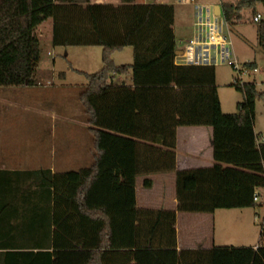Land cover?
<instances>
[{"label": "trees", "instance_id": "obj_1", "mask_svg": "<svg viewBox=\"0 0 264 264\" xmlns=\"http://www.w3.org/2000/svg\"><path fill=\"white\" fill-rule=\"evenodd\" d=\"M264 0L223 3L229 24ZM53 21L55 47H101L102 70L86 74L81 100L95 131L94 164L78 171H0V264H264L259 247L178 251L177 213L256 208L264 190V145L255 133V83L238 113L225 114L215 67L176 64L175 7L90 4V0H0V87L35 86L42 58L38 28ZM264 48V20L258 23ZM134 49V62L112 55ZM250 69L256 68L253 63ZM131 72L132 85H114ZM213 128L215 164L177 170V130ZM175 173L178 208L139 209L136 186ZM15 201L22 205L14 206Z\"/></svg>", "mask_w": 264, "mask_h": 264}, {"label": "rangeland", "instance_id": "obj_2", "mask_svg": "<svg viewBox=\"0 0 264 264\" xmlns=\"http://www.w3.org/2000/svg\"><path fill=\"white\" fill-rule=\"evenodd\" d=\"M224 1L237 3L238 0ZM171 2L174 3L173 0ZM175 13L176 44L180 50L193 39L197 16L192 4L175 6ZM257 15H261L264 20V5L258 4L255 12L243 10L241 21L229 24L227 33L240 68L254 62L257 70L243 74L228 65L215 67L218 94L225 114L238 113L239 104L244 101L242 92L233 86L235 80H239L240 85L255 83L258 92L264 96V48L259 45L258 23L254 22ZM41 48L48 65L38 70L35 86L0 88V121H19L25 125L27 154L38 155L37 162L43 167L53 163L57 172L89 168L98 151L95 131L88 123L81 93L88 85L86 74L92 75L102 70L103 49L55 47L45 39ZM112 60L117 67L131 65L134 62V49L127 47L115 52ZM130 75H114L112 82L114 85H130ZM24 129L22 127L21 132ZM255 131L258 137L264 138V97L256 102ZM63 163H67L68 167L63 168ZM201 166L207 167L210 163ZM175 188L174 178L173 192ZM168 194H171L170 190ZM262 196V202L256 208L216 211L211 228L213 246L254 248L258 245L261 225L264 223V193Z\"/></svg>", "mask_w": 264, "mask_h": 264}, {"label": "crops", "instance_id": "obj_3", "mask_svg": "<svg viewBox=\"0 0 264 264\" xmlns=\"http://www.w3.org/2000/svg\"><path fill=\"white\" fill-rule=\"evenodd\" d=\"M138 3H149L148 0H136ZM169 0V4L174 7L177 5L186 6V4H178L176 0ZM226 1L212 0L209 2H199L208 5H214L215 9L221 6ZM228 3V2H226ZM90 4H112L115 6L121 5L122 0H90ZM220 7V6H219ZM222 9V7H221ZM223 10V9H222ZM196 11V9H195ZM176 14V13H175ZM176 15L174 32L176 37ZM43 32H45L43 34ZM41 43L46 40L53 44V21L52 19L43 23L37 30ZM195 33V24H194ZM54 46V45H53ZM182 49L178 50L181 51ZM50 55V53H48ZM257 68V64L251 62ZM48 65V60L41 58L39 70L45 69ZM129 75L131 73H128ZM131 80H132V74ZM133 84V81L130 85ZM126 85V84H124ZM129 85V84H127ZM3 88V87H0ZM12 88V87H7ZM9 92V91H5ZM6 94V93H5ZM25 125L19 121L14 122H1L0 121V171L9 172H26V171H41L50 170L53 174L66 173L68 171L57 172L54 164H48L45 167L40 165L37 161L35 154L28 155L26 150V132L25 129L21 132V128ZM256 133V131H255ZM23 135V140H21ZM257 135V133H256ZM263 137H258L261 139ZM213 128L203 126L180 127L177 130V170H190L198 168H209L215 164L213 152ZM57 152L54 153L56 155ZM96 157V156H95ZM54 160V159H53ZM214 161V162H213ZM203 163H210V166L203 167ZM67 163H63V168L68 167ZM94 164V163H93ZM92 164V165H93ZM175 173H160L149 176L153 182L151 188H144L143 181L145 178L137 179L136 194H137V207L139 209H152V210H172L176 211L178 208V201L176 198V188L173 192ZM172 188V189H171ZM171 191L169 195L168 192ZM14 206H20V201L13 202ZM216 213V212H215ZM215 213H177V243L178 251L182 250H195V249H211L214 242L212 240L211 228L215 222Z\"/></svg>", "mask_w": 264, "mask_h": 264}, {"label": "built area", "instance_id": "obj_4", "mask_svg": "<svg viewBox=\"0 0 264 264\" xmlns=\"http://www.w3.org/2000/svg\"><path fill=\"white\" fill-rule=\"evenodd\" d=\"M151 3L169 4V0H148ZM178 4L192 2L195 5L197 20L195 22V35L193 39L181 50V54L176 57V64L180 66H200L217 67L228 65L234 70L243 74L249 73V64L240 68L236 60L232 43L229 41V23L226 21L221 4L219 3L221 14L216 13L214 5L197 3L194 0H176ZM263 20L261 15L254 18V22L259 23ZM259 144L264 145V138L258 139ZM263 189H258L254 194V201L257 204L262 202ZM262 244L264 245V223L261 225ZM259 244V243H258ZM257 245L256 248H258Z\"/></svg>", "mask_w": 264, "mask_h": 264}, {"label": "water", "instance_id": "obj_5", "mask_svg": "<svg viewBox=\"0 0 264 264\" xmlns=\"http://www.w3.org/2000/svg\"><path fill=\"white\" fill-rule=\"evenodd\" d=\"M216 13H217L218 15L221 14V9H220L219 6L216 7ZM179 54H181V51H178V52H177V55H179Z\"/></svg>", "mask_w": 264, "mask_h": 264}]
</instances>
